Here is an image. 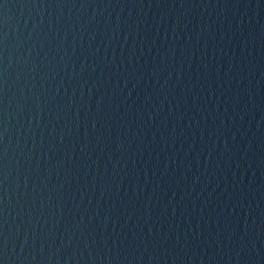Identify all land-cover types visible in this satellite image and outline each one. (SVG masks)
Segmentation results:
<instances>
[{"label":"water","instance_id":"water-1","mask_svg":"<svg viewBox=\"0 0 264 264\" xmlns=\"http://www.w3.org/2000/svg\"><path fill=\"white\" fill-rule=\"evenodd\" d=\"M0 264H264V0H0Z\"/></svg>","mask_w":264,"mask_h":264}]
</instances>
